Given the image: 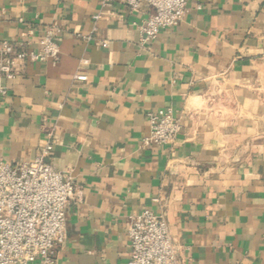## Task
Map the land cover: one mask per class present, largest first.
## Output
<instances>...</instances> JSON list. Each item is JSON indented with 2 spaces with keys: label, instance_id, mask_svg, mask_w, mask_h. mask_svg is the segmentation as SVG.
<instances>
[{
  "label": "crops",
  "instance_id": "crops-1",
  "mask_svg": "<svg viewBox=\"0 0 264 264\" xmlns=\"http://www.w3.org/2000/svg\"><path fill=\"white\" fill-rule=\"evenodd\" d=\"M0 0V42L55 61L2 78L0 158L40 154L72 179L54 264H128V217L166 220L179 264H264V0H188L173 28L141 43L152 9L113 0ZM85 75L86 81L74 79ZM170 109L175 146H142L148 113Z\"/></svg>",
  "mask_w": 264,
  "mask_h": 264
},
{
  "label": "built area",
  "instance_id": "built-area-1",
  "mask_svg": "<svg viewBox=\"0 0 264 264\" xmlns=\"http://www.w3.org/2000/svg\"><path fill=\"white\" fill-rule=\"evenodd\" d=\"M113 0H98L92 15V31L81 38L92 40L95 25L107 15ZM136 11L142 3L152 9L141 27V43L156 38L159 31L176 27L187 11L188 0H117ZM54 31L46 29L39 40L40 49L28 51L23 44L0 42V80L14 79L27 63L55 61L59 47ZM86 81L85 75L74 76ZM6 90L0 85V95ZM149 132L142 146H175L181 126L170 109L147 114ZM40 154L31 163L14 167L0 158V264H54V252L65 241L66 209L76 196L69 176L44 161L53 149L52 131ZM128 264H179L168 224L161 215L148 209L128 217Z\"/></svg>",
  "mask_w": 264,
  "mask_h": 264
}]
</instances>
